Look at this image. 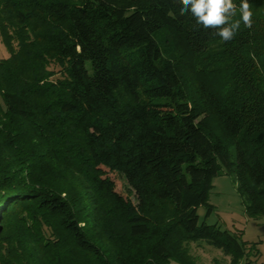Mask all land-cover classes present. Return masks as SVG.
<instances>
[{
  "label": "trees",
  "instance_id": "obj_1",
  "mask_svg": "<svg viewBox=\"0 0 264 264\" xmlns=\"http://www.w3.org/2000/svg\"><path fill=\"white\" fill-rule=\"evenodd\" d=\"M249 3L252 28L225 43L178 0H0V264H199L192 242L259 255L198 213L226 174L264 215V0Z\"/></svg>",
  "mask_w": 264,
  "mask_h": 264
},
{
  "label": "rangeland",
  "instance_id": "obj_2",
  "mask_svg": "<svg viewBox=\"0 0 264 264\" xmlns=\"http://www.w3.org/2000/svg\"><path fill=\"white\" fill-rule=\"evenodd\" d=\"M8 56L9 52L2 43L0 36V59ZM51 68L57 71L54 77L61 76L59 66L53 65ZM107 172L115 181L117 191L127 197L130 186L126 179L108 169ZM212 183L213 187L209 191L208 202L214 206V209L206 217L207 208L201 206L198 209L201 221L206 218L209 224H218L221 229L230 232H241L243 240L257 243L259 255L251 253L236 264H264V215L251 217L246 214L236 184L231 176L226 174L216 176ZM130 197L132 198V195ZM189 247L199 264H232L230 255L206 242H192Z\"/></svg>",
  "mask_w": 264,
  "mask_h": 264
},
{
  "label": "clouds",
  "instance_id": "obj_3",
  "mask_svg": "<svg viewBox=\"0 0 264 264\" xmlns=\"http://www.w3.org/2000/svg\"><path fill=\"white\" fill-rule=\"evenodd\" d=\"M181 16L191 15L195 20L196 30L212 29L225 43L233 40L238 34L241 23L247 28L253 26V13L249 0H241L239 12L241 19L233 20L237 13L234 0H178ZM171 15V13H170Z\"/></svg>",
  "mask_w": 264,
  "mask_h": 264
}]
</instances>
